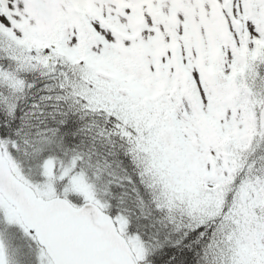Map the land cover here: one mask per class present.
I'll return each instance as SVG.
<instances>
[{"label": "snow or ice", "instance_id": "snow-or-ice-1", "mask_svg": "<svg viewBox=\"0 0 264 264\" xmlns=\"http://www.w3.org/2000/svg\"><path fill=\"white\" fill-rule=\"evenodd\" d=\"M0 264H264V0H0Z\"/></svg>", "mask_w": 264, "mask_h": 264}]
</instances>
